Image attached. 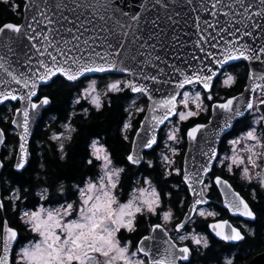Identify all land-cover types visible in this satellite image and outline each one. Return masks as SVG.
Segmentation results:
<instances>
[{
	"label": "snow or ice",
	"instance_id": "snow-or-ice-1",
	"mask_svg": "<svg viewBox=\"0 0 264 264\" xmlns=\"http://www.w3.org/2000/svg\"><path fill=\"white\" fill-rule=\"evenodd\" d=\"M0 7L15 17L0 23V104L20 105L18 146L0 129V264L246 260L250 251L231 249L264 229V74L250 70L238 96L216 85H236L230 62L264 64V0ZM114 100L124 103L110 142L91 121ZM46 113L47 138L33 148ZM185 137L200 159L178 167ZM216 190L236 222L213 209ZM213 240L227 248L213 253Z\"/></svg>",
	"mask_w": 264,
	"mask_h": 264
},
{
	"label": "trees",
	"instance_id": "trees-1",
	"mask_svg": "<svg viewBox=\"0 0 264 264\" xmlns=\"http://www.w3.org/2000/svg\"><path fill=\"white\" fill-rule=\"evenodd\" d=\"M12 19L15 21V17H9V14L3 9V7H0V23L5 22L8 19ZM228 70L233 73L237 77V83L236 85L231 89H226L220 86V84L216 85V92L219 96H231L234 94H237L242 90V87L245 84L246 74H247V66L244 62H238L228 67ZM145 99V98H144ZM124 103L123 101H113V106L110 112H104L102 115H98L92 118L91 123L93 124L92 131L99 132L101 134L107 132L110 142L112 141L115 129L117 127V123L120 119L121 114V107L120 105ZM17 104H11L10 107L13 110ZM6 105L0 107V127H2L6 133H7V139L9 142L16 144L17 138L15 133L13 132L12 128L10 127V112H8ZM51 115V113H46L44 115L43 120L39 121L37 127L35 128L34 134L32 136L30 145L33 148H39L40 143L43 144L47 138L46 136V122L47 117ZM142 115V114H141ZM141 115L138 117H135V119L140 120ZM206 119H199L197 122L204 123L206 122ZM138 126V125H137ZM118 143V142H117ZM185 146V142H183V147ZM223 149V145L221 146ZM121 153L118 150L117 155L119 156ZM182 155L183 150L179 157H177V164L179 167H181V161H182ZM218 174H219V170ZM180 177H175L173 182H179ZM233 184H235L236 180H231ZM185 192H180L179 197L183 198L185 197ZM175 203V201H173ZM262 222H264V215H262ZM201 229L204 227L203 224H201ZM213 245H217V241L213 240ZM243 244L246 246L247 252H251V255H255L258 252L264 251V229H261L259 226H257V235L255 238H249L247 242H243ZM222 248L220 247H214L212 249L213 253H218L219 250ZM248 256L247 258H249ZM247 263V262H246ZM200 264V262H199ZM203 264V262H201Z\"/></svg>",
	"mask_w": 264,
	"mask_h": 264
},
{
	"label": "water",
	"instance_id": "water-1",
	"mask_svg": "<svg viewBox=\"0 0 264 264\" xmlns=\"http://www.w3.org/2000/svg\"><path fill=\"white\" fill-rule=\"evenodd\" d=\"M126 2V0H120V3L121 5H124ZM127 3L129 5H131L133 3V0H127ZM161 15H163V13L161 12ZM195 37H193L194 39ZM238 62H244L247 66V74H246V79H245V84L244 86L242 87V90L240 92H238L237 94H234V95H231V96H238L240 93L244 92L245 91V88L246 86H249L250 85V81L248 80V73L249 71H253L257 74H264V64H261L260 62H247V61H243V60H240V61H233V62H230L229 63V66L235 64V63H238ZM228 66V67H229ZM146 99V98H145ZM6 103H9V104H17L16 107H19L20 105L17 103V102H5L4 104H0V107L5 105ZM15 107V108H16ZM15 108L13 109L12 111V115L11 117L13 116L14 114V111H15ZM145 115H148V111H147V104H146V107H145V112L141 115V118L140 120H142L144 118ZM207 122V121H206ZM204 122V123H206ZM39 122L37 123H33L32 125V135L29 137V144L31 142V139H32V136L34 134V131H35V128L37 127ZM10 124V127L14 130L15 132V135H16V138H17V146H18V140H19V137L17 135V129H15L11 123L9 122ZM0 129H3L2 127H0ZM199 139V138H198ZM185 148H184V151H183V156H182V162H181V167L183 166L184 164V159H185V156L188 157V160H189V165L191 166V163H192V157H197L198 159H200L199 155H198V148H199V144L198 143H189L187 138L185 137ZM222 198V197H221ZM222 202H223V198H222ZM190 203V202H189ZM253 261H255V264H264V251H261V252H258L256 253L255 255H253L248 261L246 264H253Z\"/></svg>",
	"mask_w": 264,
	"mask_h": 264
},
{
	"label": "flooded vegetation",
	"instance_id": "flooded-vegetation-1",
	"mask_svg": "<svg viewBox=\"0 0 264 264\" xmlns=\"http://www.w3.org/2000/svg\"><path fill=\"white\" fill-rule=\"evenodd\" d=\"M6 138H7V137H6ZM10 144H13V143L9 142V145H10ZM39 145H41V143H40ZM231 183H232V181H231ZM233 186H234V188H235L237 191H240L242 195H245V194H246V191H247V190H246L245 188H243V187L240 185V182H239L238 180H236V182H235V184H233ZM189 202H190V199H189ZM211 202H212V207H213V209L219 211V212L221 213V217H222V218H224V219H230L232 222H236V219H237V218L231 217L230 214L227 212V210L223 208L222 198H221V196L219 195V191H218V190H216V191H214V192L212 193ZM186 207H187V205H185V208H186ZM169 227H171V226H169ZM202 229H203V228H202ZM215 241H216V240H215ZM217 242H218V241H217ZM213 244H214V243H213ZM213 246H214V247H220V248H222L221 250L218 251V253L221 252V251H223L225 248H227V246L224 245L222 242H218L217 245H213ZM231 251H232L233 253H237V252H239V254H240L241 256H244V255L247 254L246 246H245L243 243L240 245V248H232ZM252 256H253V255H252ZM252 256H250V257L247 258L246 260H243V261L241 262V264H246V262H247ZM201 262H203V261H200V264H201Z\"/></svg>",
	"mask_w": 264,
	"mask_h": 264
},
{
	"label": "rangeland",
	"instance_id": "rangeland-1",
	"mask_svg": "<svg viewBox=\"0 0 264 264\" xmlns=\"http://www.w3.org/2000/svg\"><path fill=\"white\" fill-rule=\"evenodd\" d=\"M233 74V73H232ZM234 75V74H233ZM221 86V85H220ZM144 106V108H145V106H146V103L143 105ZM6 107H7V111L8 112H10V115H11V113H12V109H11V107H10V104H6ZM14 131V130H13ZM12 145L13 144H10L9 145V147H12ZM179 147L181 148V152H182V150H184V147H183V143L181 144V145H179ZM176 166H178V164H177V160H176ZM179 167V166H178Z\"/></svg>",
	"mask_w": 264,
	"mask_h": 264
}]
</instances>
